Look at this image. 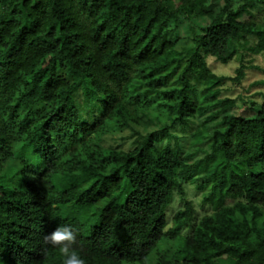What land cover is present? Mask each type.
<instances>
[{"label":"trees","instance_id":"obj_1","mask_svg":"<svg viewBox=\"0 0 264 264\" xmlns=\"http://www.w3.org/2000/svg\"><path fill=\"white\" fill-rule=\"evenodd\" d=\"M211 1L0 0V264H64L62 224L86 264H264V100L225 114L207 62L264 55V0ZM185 16L206 26L178 48ZM206 114L185 150L173 130ZM187 182L211 212L171 222Z\"/></svg>","mask_w":264,"mask_h":264},{"label":"rangeland","instance_id":"obj_2","mask_svg":"<svg viewBox=\"0 0 264 264\" xmlns=\"http://www.w3.org/2000/svg\"><path fill=\"white\" fill-rule=\"evenodd\" d=\"M36 1V0H35ZM180 0H177L179 3ZM221 3V0L211 1L212 7ZM248 15H245L247 18ZM258 22L263 20V12L257 11L253 16ZM206 26L204 17L185 16L178 21L175 27L173 39L177 42L178 48L189 47L194 43L195 33H202ZM252 39V38H251ZM253 40V39H252ZM208 66L218 75L226 76V83L222 86L221 97H232L237 100L235 105L228 107L225 114H234L244 117L255 116L261 108L264 100V55L243 49L230 63L218 62L211 56L207 57ZM243 67L245 76L239 82L234 80L238 75V69ZM209 114V113H208ZM208 115L191 119L188 124H178L173 130L180 137V142L185 150H189L192 141V133L197 127L212 123ZM132 130H124L115 135L109 136L107 144L119 149H131L134 146ZM185 195L175 192L173 204L169 208V220L172 222L174 213L183 207L187 200L194 203L197 214L201 216L205 212H211L202 202V194L196 188L195 183L187 182L184 185ZM188 229L184 230L187 232Z\"/></svg>","mask_w":264,"mask_h":264},{"label":"clouds","instance_id":"obj_3","mask_svg":"<svg viewBox=\"0 0 264 264\" xmlns=\"http://www.w3.org/2000/svg\"><path fill=\"white\" fill-rule=\"evenodd\" d=\"M76 239L75 230L69 224H62L45 236L46 242L58 245L64 257V264H86L78 250L72 245Z\"/></svg>","mask_w":264,"mask_h":264}]
</instances>
